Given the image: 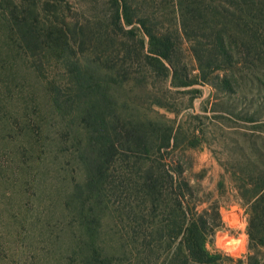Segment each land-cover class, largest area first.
<instances>
[{"label": "trees", "instance_id": "16d2710c", "mask_svg": "<svg viewBox=\"0 0 264 264\" xmlns=\"http://www.w3.org/2000/svg\"><path fill=\"white\" fill-rule=\"evenodd\" d=\"M28 9L0 15V121L10 117L11 130L35 151L44 135L27 112L49 107L65 133L59 152L70 145L80 175L64 194L68 214L46 233L48 264H264V106L257 105L264 102V0H104L91 20L65 24L33 19L34 2ZM45 54L62 64L64 83L37 68ZM150 79L208 85L233 99L235 111L249 95L257 107L245 118L249 134L225 124L243 119L234 111L215 118L233 132L225 139L228 171L249 216L245 261L229 263L208 247L223 227L220 207L200 213L192 203L184 158L174 154L181 126L136 115L134 100L117 96L132 82L146 91ZM152 103L167 109L163 100ZM204 135L197 128L186 147L198 148ZM112 197L122 204L117 216L109 212Z\"/></svg>", "mask_w": 264, "mask_h": 264}, {"label": "rangeland", "instance_id": "374dc122", "mask_svg": "<svg viewBox=\"0 0 264 264\" xmlns=\"http://www.w3.org/2000/svg\"><path fill=\"white\" fill-rule=\"evenodd\" d=\"M99 1L12 0L11 3V0H0V15L10 17L11 12L19 13L21 10L28 13L29 4L34 2L36 9L38 8L37 15L33 17L35 20L45 21L49 16L60 24L84 23L102 10L104 0ZM88 46L93 49L91 45ZM186 55L189 64L195 68L191 55ZM37 59V68L44 75L52 80L65 82V70L55 57L45 54L39 55ZM139 73L145 76L142 71ZM146 73L150 78L151 75ZM135 77L140 78L138 75ZM150 82L151 86L146 91L133 82L125 89L117 88V96L121 100L127 95L133 99L135 104L132 106L136 109L133 113L136 115L141 114L144 118L162 122H167V119L176 120V128L181 126L180 144L174 154L184 158V176L194 187L192 203H198L200 213L207 210L213 214L211 208L215 205L220 207L223 227L210 238L208 247L212 252L229 258V263L245 261L249 252V216L232 174L228 171L232 166L229 152L231 146L230 141L225 139L226 136L233 138V132L219 125L215 118L220 117V112H226L227 109L234 111L243 119L233 118L232 123L225 124L237 126L241 134H249L252 124L245 121V118L252 116L257 107L251 108V97L248 95L247 100L236 103L235 111L233 99L217 93L208 85L175 88L169 86V82L167 85L162 83V80L150 79ZM244 93L248 94L246 90ZM154 99L163 100L167 109L154 106ZM257 105L263 107L264 102ZM45 109L47 111H39L32 105L27 112L32 129L44 135L39 138L41 143L37 142L35 151L31 149L26 135L11 130L13 120L9 116L7 120L10 122L7 123L4 119L0 121V264H48L50 255L47 253L51 243L46 238V233L56 226L59 218L68 214L64 194L70 191L74 180L80 178L75 162L70 157V145H65V152H59V149L64 150V145L59 143L65 139L59 118L49 107ZM43 114L46 116V131L42 126L40 128L39 120ZM196 116L200 119H196ZM197 128L205 134V141L198 148H187L184 138L191 136ZM110 206L109 212L112 215L121 213L122 204L118 198L112 197ZM60 250L59 258L67 260V257L63 259L65 249Z\"/></svg>", "mask_w": 264, "mask_h": 264}, {"label": "built area", "instance_id": "2783aa9c", "mask_svg": "<svg viewBox=\"0 0 264 264\" xmlns=\"http://www.w3.org/2000/svg\"><path fill=\"white\" fill-rule=\"evenodd\" d=\"M238 249V248H237Z\"/></svg>", "mask_w": 264, "mask_h": 264}]
</instances>
